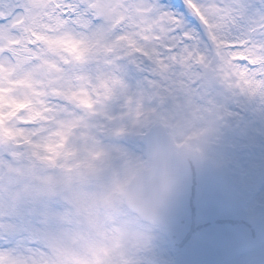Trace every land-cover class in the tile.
I'll use <instances>...</instances> for the list:
<instances>
[{
	"label": "rangeland",
	"instance_id": "rangeland-1",
	"mask_svg": "<svg viewBox=\"0 0 264 264\" xmlns=\"http://www.w3.org/2000/svg\"><path fill=\"white\" fill-rule=\"evenodd\" d=\"M19 3L20 0H0V16L11 17L19 11ZM43 3L44 0H29L30 6L19 26H9L10 30L0 38V49L12 50L0 54V264H172L174 248L164 229L137 216L122 199L129 180L148 163L142 137L147 128L157 123L165 127L177 148L194 153L231 178L247 218L264 216V145L256 130L252 104L242 99L239 108H229V104L219 105L218 111L211 108L215 118L208 104H203L202 109L195 106L198 110L194 109L187 120H180L176 108L169 106L166 110L164 106L170 103L160 93L159 80L164 76L159 69L157 74L152 73L150 83L132 74L120 87L113 77L107 88L105 84L91 88L85 85L84 79L91 74L87 71L91 55L81 47L80 36L66 38L67 45L62 43L65 31L69 27L77 32L89 31L85 13L99 17L98 23H102L113 4H118V12L111 16L123 18L137 31L141 28L134 18V8L143 16L148 15L153 23L165 24L153 15L145 0H88V8L75 18L86 15L82 23L43 15ZM196 10L204 22L210 23L207 17L214 18ZM34 23L35 31L26 30ZM237 31L264 39L260 35L264 33V12L255 10L244 29H225L223 35L236 36L240 33ZM155 33L151 34L153 42L158 37ZM24 38L28 42H23ZM91 43H87L90 50ZM58 45L65 50L56 56L53 50ZM130 46L132 52H140L146 58L145 64L149 60L157 64L167 60L171 64L168 69L174 64L150 42ZM191 50L192 56L184 52L183 67L174 70L188 80L187 87H192L189 73L195 62L194 49ZM117 60L121 61L120 57ZM131 61L126 57L104 73L123 72ZM34 67L40 70L37 82L30 73ZM166 69L163 74L168 72ZM201 76L202 85L195 88L197 95L209 89L208 77L203 73ZM223 87L216 82L211 87L213 95L225 92ZM168 95L170 101L179 104L180 95ZM34 96L37 107L32 102ZM70 104L81 111L78 119L90 118L94 138L108 162L117 166L116 156L122 157V173L116 183L118 214L99 199L105 188L100 179L105 173L101 167L86 175L88 182L82 188L78 180L83 179L85 171L77 160L67 162L62 174L48 177L56 162L49 161L51 151L45 152L43 148L48 141L54 144V137L65 141V137L68 140L75 135V121L64 116ZM134 104H138L136 108ZM82 107L89 110L88 116ZM75 141L78 143L77 135ZM62 152L67 159L70 153L74 158L73 147L67 152L63 148ZM97 205L103 208L98 210ZM260 251H264V245L240 253L237 264L257 263Z\"/></svg>",
	"mask_w": 264,
	"mask_h": 264
},
{
	"label": "bare ground",
	"instance_id": "bare-ground-1",
	"mask_svg": "<svg viewBox=\"0 0 264 264\" xmlns=\"http://www.w3.org/2000/svg\"><path fill=\"white\" fill-rule=\"evenodd\" d=\"M216 2L219 3L220 0H216ZM230 2L237 3L239 7L237 10L229 14V16L234 18L233 20H228L227 17L225 19L228 20L229 23H232L234 25L232 29H234L235 27L236 29H244L248 24V20H250L251 17L254 15L255 9H250L248 7V5L251 4L250 0H230ZM119 3L121 4L120 1ZM1 9L2 8H0V10ZM116 12H118V4H113L107 10V13H105V20L102 23H93L90 19L87 18V26L89 27V31L87 30L86 32H77L73 31V29L69 27L62 37V43L64 44H66V38H69L71 36H80L83 39L81 47L85 51H88V53L91 55L90 63H88L90 65L87 68V71L91 74L84 79L85 85H87L88 88L97 86L99 87L101 86V84H105L104 87L107 88L110 77L115 78L116 84L119 83L120 87L127 80V76L132 77V74L137 75L138 77H140V79L142 78V81L150 83L152 73L157 74V71L159 69V72L164 76L162 80H159L161 85L160 93L164 95L163 100H166L167 103H170L164 104L166 110L169 106H172V110H174L173 108H176L177 117L180 120H187L196 107H200L202 109L203 104H208L209 112L212 113L215 118L216 116L211 110V108L213 110H217L218 106H221L222 104H229V108L232 105L233 108H239V104L243 99L246 101V103L252 104V112L254 114L253 119L256 120L257 123L256 130H258L262 139V144L264 145V96H262V92H264V86L262 84L257 87L255 82L247 79L243 73L237 74L234 72H230L228 70V64L225 61L213 60L214 63L212 64L211 70L206 73L202 72L203 75L208 77V94L203 91L202 94L197 95L194 87H187L188 80H186L183 75L176 72L178 67H183L181 66V64L184 63V52L177 53L171 58L168 57L172 62H174L173 66L170 69L168 68L171 64L167 60H165L166 63L160 61L161 64H157V62L153 60H149L146 64L143 61V64L141 65L139 60V57L141 56L140 52H132V48L130 46L131 43L144 45L150 42V44H154V46L158 45L160 41V34L163 31L165 24H162L161 22L153 23L148 15L143 16L141 13H138L134 8V18L137 21V25L141 28L137 31V29L131 27L129 23L123 18H113L111 15L115 14ZM213 17L214 18L207 17L210 23H208L207 21L205 23H218L219 20L217 19L216 15L213 14ZM85 19L86 15L84 17L75 19L72 22L82 23ZM35 25L36 23L31 24L26 30L35 31ZM9 30V26L7 25L0 26V38L1 36L6 35ZM145 32L148 33V36L141 35ZM153 33L158 36L154 38V42L151 41V34ZM24 35H26V33ZM236 36L243 37L244 35H242L240 32L237 33ZM138 38L140 39L137 40ZM25 39L26 38L23 39V42H28V40ZM99 40L100 42H98ZM89 41H92L91 50L87 47V43ZM139 41L144 44L139 43ZM102 43L103 45L100 48V45ZM200 47L201 49H203L202 45ZM156 49L158 50L160 48L156 47ZM64 50L65 49L63 47L58 45L54 48L53 52L57 56L61 52H64ZM193 54L196 58L202 57V51H198L197 49H194ZM117 57H120L122 62L125 61L126 57L132 58V61L127 63L126 70L123 72L107 71L104 73V71H106L110 67H113L115 64L121 62L117 60ZM176 59L177 61H175ZM208 59H210L209 56ZM134 65H136V67H134ZM141 66L145 69L144 71L137 70ZM164 68H167L166 70H168L166 74H163L162 72ZM174 70L176 71L174 72ZM38 71L40 70L36 67L32 68L30 71V73H32L33 76L36 78V82L38 81L37 78L40 75ZM119 75L121 76L120 80ZM145 75L147 76V78ZM122 78H124L123 81H121ZM216 82L224 84V87L221 90L226 89L225 92L213 95L214 91L211 90V87L213 88ZM228 82L231 84L230 87H228ZM256 88H258V90H256ZM173 92L176 93L178 96L180 95L179 104H176L175 101L173 102L172 99L170 101L168 93L170 95H173ZM262 97L263 99L261 102ZM32 102L34 103V106H38V100L36 96L33 97ZM171 102L173 103L171 104ZM78 105L80 107V104ZM137 105L138 104H134L135 108ZM80 109L83 111H87L86 115L88 116L89 110L87 108L84 109L82 107ZM225 109L227 110L228 107ZM67 110L64 111V116H66L70 121H75L76 129L74 133L78 136V143L75 141V135L68 140L65 137V141L60 137H54V144H50L49 141L47 142V147H44L43 149L45 152L46 149L47 151L50 150L52 157L49 161H51L52 163L56 162V165H53V168L51 170L52 172H49L48 177L49 179H51L52 176L60 174V172L65 169L67 162H69L70 160H77L83 168L82 171H85L83 179L78 180L80 187L82 188L86 185L85 181L88 182V180H85L87 179L86 175L95 172L98 167H101L102 171L105 173L100 176V179L104 180L103 183L105 188L104 190H102L100 196L98 195L99 199L108 207V209L112 213L118 214L120 209L118 203V190L116 183H118L117 181L120 180V175L122 173V167H119L123 163L120 160L122 159V157L119 156L118 158L116 156L115 161L118 160L117 166L113 165V163L111 164V162H108L107 158L102 154L103 150H101L100 144L94 138L95 135H93L91 125L89 124L90 118L84 116V119H78V116L81 115V111H77V109H74L71 104L70 106H68ZM197 110L198 109H195V112ZM221 113H223V111ZM167 116L171 118V116ZM73 144L75 145V147L72 146ZM62 147L66 150V152L69 150V148L73 147L75 152L74 158H72L73 154L70 153L69 158L67 159L62 152ZM76 172L79 174L78 171ZM102 208L103 206L99 207L98 205L96 207V209L98 210ZM256 261L257 263L254 264H264V251H260L256 255Z\"/></svg>",
	"mask_w": 264,
	"mask_h": 264
},
{
	"label": "water",
	"instance_id": "water-1",
	"mask_svg": "<svg viewBox=\"0 0 264 264\" xmlns=\"http://www.w3.org/2000/svg\"><path fill=\"white\" fill-rule=\"evenodd\" d=\"M149 166L128 185L124 200L141 216L167 230L177 248L173 264H235L241 249L264 243V218L246 221L226 176L193 155L175 150L155 125L145 138ZM189 172L193 174L185 194ZM249 229L251 242L238 229Z\"/></svg>",
	"mask_w": 264,
	"mask_h": 264
},
{
	"label": "snow or ice",
	"instance_id": "snow-or-ice-1",
	"mask_svg": "<svg viewBox=\"0 0 264 264\" xmlns=\"http://www.w3.org/2000/svg\"><path fill=\"white\" fill-rule=\"evenodd\" d=\"M153 10V15L160 17L165 22V27L160 34L159 47L169 58L177 53L187 51L192 56L191 49L202 51V57H193V71L189 73V83L194 88L202 85V72H208L212 68V60H223L228 64V70L254 81L257 87L264 83V39H258L253 34L244 35L243 38L223 35L227 29L231 32L233 24L228 20L234 18L229 16L231 12L238 9L239 5L230 0H216L205 2V0H145ZM29 0H20L17 5L18 12L11 17L0 16V26L7 25L18 27L23 20L28 8ZM88 0H44L42 14L47 16H60L64 19H75L88 8ZM250 9L264 12V0H255L248 5ZM198 9L204 15H216L219 22L207 24L197 14ZM93 23L99 22L100 18L92 13H85ZM228 18L226 20L225 18ZM264 36V33L260 34ZM203 46L201 49L200 46ZM11 49H0V54H6ZM146 59L139 57L140 64ZM136 67V65H134ZM137 70L144 71L141 66ZM193 174L189 172L188 181L184 190L185 194L191 182ZM240 240L251 242L249 229L242 227L237 230ZM6 243H10L6 241Z\"/></svg>",
	"mask_w": 264,
	"mask_h": 264
}]
</instances>
